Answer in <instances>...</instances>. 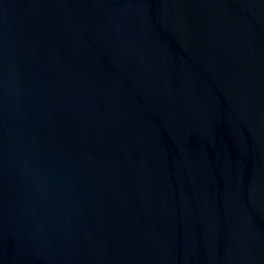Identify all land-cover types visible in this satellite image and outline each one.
Returning a JSON list of instances; mask_svg holds the SVG:
<instances>
[{
    "label": "water",
    "instance_id": "water-1",
    "mask_svg": "<svg viewBox=\"0 0 264 264\" xmlns=\"http://www.w3.org/2000/svg\"><path fill=\"white\" fill-rule=\"evenodd\" d=\"M191 264H264V0H118Z\"/></svg>",
    "mask_w": 264,
    "mask_h": 264
}]
</instances>
